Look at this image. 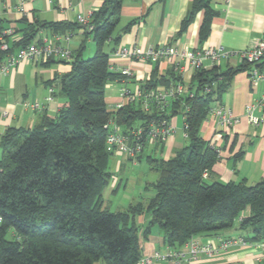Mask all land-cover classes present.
<instances>
[{"label":"trees","instance_id":"16d2710c","mask_svg":"<svg viewBox=\"0 0 264 264\" xmlns=\"http://www.w3.org/2000/svg\"><path fill=\"white\" fill-rule=\"evenodd\" d=\"M123 1L104 0L92 13V28H85L95 52L84 58L83 42L69 61L70 71L59 76L66 102L57 114L44 113L33 128L9 127L1 136L0 264H95L100 260L138 264L140 238L147 237L155 226L166 244L175 248L198 234L235 226L248 233L247 241L264 240V178L254 184L246 180L207 183L202 173L210 172L220 160V150L201 135L210 108L223 104L222 97L235 75L249 73L254 66L263 68L264 56L260 63L243 61L224 69L219 65L195 69L188 83L173 66L168 74L155 67L141 86L155 89L183 84L184 92L172 98L160 117L170 121L183 114L188 144L168 159L147 157L158 177L152 183L156 192L146 202L118 211L104 206L102 194L113 175L108 169L113 153L106 145L107 123L114 120L128 131L148 124L157 115L145 112L135 102L114 112L106 104L107 84L123 77L111 70L110 54L105 50L119 24ZM203 9L201 36H208L218 14L210 0H193L179 34ZM22 22L20 38L12 44L6 41L9 49L0 50V62L8 53L34 42L41 29L65 34L80 26L67 21L29 22L26 18ZM7 37L5 34L4 39ZM242 154L238 152L234 158ZM145 212L151 217L142 226L136 218Z\"/></svg>","mask_w":264,"mask_h":264},{"label":"crops","instance_id":"0c3cea01","mask_svg":"<svg viewBox=\"0 0 264 264\" xmlns=\"http://www.w3.org/2000/svg\"><path fill=\"white\" fill-rule=\"evenodd\" d=\"M103 1L0 0V30L7 32L8 37L5 41L12 44L21 36L20 29L25 26L22 22L23 18L29 22L41 20L80 23L78 15L91 18L92 13L102 5ZM192 2L193 0L123 1L119 24L114 31L113 38L106 43L105 50L110 54L112 71L121 73L124 68L132 70L133 77L127 82L128 87L134 88L145 83L155 67L161 74H168L172 65L166 59L150 63L120 58L117 51L122 47L137 46L145 49L149 46L169 44L178 49H198L222 44L226 50L235 53L253 47L264 38V0H210V6L218 14L212 20L208 36L206 38L201 36V28L205 19L204 9L197 12L187 29L179 34L181 22L187 16ZM20 4H23L24 11L18 9ZM85 26L80 23L76 29L61 34L60 40L55 39L57 32L44 28L37 33L34 42H41L44 39L50 42L57 41L68 47L72 54L85 42L83 57L85 58V53L87 56H92L95 52V44ZM66 34H68L67 37ZM114 37L118 39L115 40ZM5 61L6 56L1 62ZM239 63L238 58L232 56L223 59L219 66L224 69ZM207 68L211 66L208 65ZM70 69L69 61L53 58L42 61L21 60L7 73H0V140L9 127L31 129L40 122L44 113L57 114L66 102L60 90L58 78ZM192 72L189 70L183 75L187 83ZM123 85L125 83L119 79L109 82L106 86V104L111 112L116 111L124 102L120 94ZM49 88H53L52 93ZM50 95L52 99H49ZM263 96L264 81L253 84L249 73L244 71L235 75L230 89L223 95L221 102L232 108L233 114L241 117L240 121L228 132L222 131L212 117H208L201 126V135L220 150V160L212 167L209 176L205 179H211L212 182L246 180L248 184H254L264 178V121L260 125H254L245 115L246 105L256 103ZM27 102H38L39 108H33L27 105ZM255 114L264 115V105L258 107ZM170 121L176 129H180L178 133L176 132L162 143L148 145L140 158L136 160L123 155H114L115 170L120 171L124 166L126 167L127 163L136 164L145 159L149 165V171L156 172L149 164L147 157L168 159L178 149L186 146L188 140L184 137L183 115L178 114ZM1 152L0 143V155ZM238 152H243V154L235 159L234 155ZM142 172L147 173L145 170ZM112 173V179L108 185L111 187L110 192H117L123 183L125 191L131 192L132 185L138 184V179H140L135 175L127 174L124 181L122 177ZM151 178H155L156 181L157 176L152 174ZM142 182H144L142 190L144 193L150 182L145 180ZM155 192L151 193L147 200ZM150 217V213L145 212L136 220L139 225L143 226L148 223ZM247 235L246 231H241L235 226L219 233L198 234L194 236V239L199 242L219 243L223 238H238ZM140 244L142 256L152 255L155 252L168 253L175 249L166 244L159 227H153L147 237L141 236ZM260 254V242L248 241L246 244L233 245L215 256L202 254L194 264H264ZM150 264H177V262L167 258L153 260Z\"/></svg>","mask_w":264,"mask_h":264},{"label":"built area","instance_id":"2783aa9c","mask_svg":"<svg viewBox=\"0 0 264 264\" xmlns=\"http://www.w3.org/2000/svg\"><path fill=\"white\" fill-rule=\"evenodd\" d=\"M18 9L24 11L23 4L18 6ZM78 21L82 24L90 25V17L78 15ZM4 31L0 34V50L7 51L9 44L5 41ZM68 34H66V37ZM55 39L60 40L61 34L56 33ZM72 51L59 42H50L44 39L41 42H31L26 46L20 47L16 52L8 53L6 61L0 62V73H7L11 67L16 66L21 60L26 61H42L57 58L64 61L73 59ZM117 55L120 58L128 60H142L150 63L157 62L162 59L168 60L174 69L184 75L189 70L207 68L208 65L218 66L223 59H228L236 56L239 62L260 63L264 56V38L256 45L249 49L240 50L235 53L225 49L222 44L209 46L198 49H178L169 44L149 46L145 49L134 47H122L118 49ZM122 80L125 85L120 89V94L124 98V102L119 107L127 102H135L140 104L141 108L148 113H156V117L150 120L148 124L138 125L128 131H123L120 125L114 120H110L108 127V135L106 138L107 148L114 155H123L127 158L136 160L139 158L148 145H154L164 142L167 138L176 133V127L171 121H166L160 116L168 108L170 101L177 94L184 92L185 88L182 83L172 84L171 86H158L155 89H147L140 84L137 87L131 88L127 86V82L133 77V72L130 68H124ZM249 77L253 84H258L264 81V67L254 66L249 71ZM50 93L53 88H49ZM52 99V96H49ZM33 108H39V103H26ZM264 105V96L256 103L246 105L245 115L249 122L254 125H260L264 121V115H256L255 110ZM188 107H186V110ZM183 115V114H182ZM208 117L215 119L217 126L222 131H229L241 119L232 112V108L225 104L213 105ZM185 116L183 115V120ZM187 139V133L184 134ZM202 176L207 178L209 171H203ZM1 220V218H0ZM248 241L245 237L238 238H223L219 243L213 241L199 242L194 238L189 239L184 245L175 248L168 253L155 252L152 255L142 256L138 264H150L153 260L173 259L177 264H194L198 257L202 254L207 256H215L219 252L227 250L229 247L237 244H246ZM261 254L260 258L264 261V240L260 241Z\"/></svg>","mask_w":264,"mask_h":264},{"label":"rangeland","instance_id":"374dc122","mask_svg":"<svg viewBox=\"0 0 264 264\" xmlns=\"http://www.w3.org/2000/svg\"><path fill=\"white\" fill-rule=\"evenodd\" d=\"M91 56H87L85 53V58H89ZM180 129H177V133ZM182 134V131L180 132ZM183 135V134H182ZM114 154L110 157L109 160V170L111 172L116 173L118 176L122 177L125 181L126 175L131 174V175H135L138 179V184H134L132 185V191H125L124 183L122 186H120L117 190V192H110L111 187L107 186L104 191H103V201H104V206H106L108 209L112 210V211H116L119 209H124V207H127L130 203H134L140 200H144L147 201V198L151 195V193L155 192V189L153 187L151 183L155 181V178H151L152 174L156 175L158 177V173L152 171H149V165L147 163V161L144 159L142 161H138L136 164H132L131 163H127L126 167L124 166L120 171H116L115 169V165H114ZM146 171V174H143L142 171ZM142 180L144 181H148L150 183H148V188L147 190L143 193L142 190L144 189V185L142 182ZM207 183H212L211 179H206ZM111 185V184H110ZM143 186V187H142ZM131 189V188H130ZM156 228H158L157 226H155ZM8 237H11V233L8 234ZM103 260L97 261L95 264H103Z\"/></svg>","mask_w":264,"mask_h":264}]
</instances>
